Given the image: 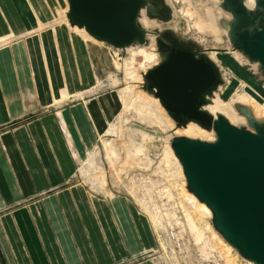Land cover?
I'll return each mask as SVG.
<instances>
[{"label": "rangeland", "instance_id": "1", "mask_svg": "<svg viewBox=\"0 0 264 264\" xmlns=\"http://www.w3.org/2000/svg\"><path fill=\"white\" fill-rule=\"evenodd\" d=\"M20 1L19 20L21 25L25 24L23 22L25 21L29 26H22L19 31L14 32L10 24H12L11 19L15 20V15L5 7V5L10 7L12 1L0 0V27L3 26L0 28V33L4 32V25L9 30L7 33L0 34V54L2 51L7 53L6 57L0 56V61L7 62L11 66V69L7 70V73L11 74L7 76L9 80L6 83L0 78V87L11 85L12 88L20 74H24L22 76H25L28 87L32 79L35 80L36 103L40 106L37 113L29 116V120L32 122L46 115H52L55 118L57 133H62L65 140H68L67 150L75 163L76 174L72 179L73 184L87 187L88 197L100 198V204L108 201L105 200L109 198L104 192V187L102 184L98 185L97 175L100 169L95 166L97 163L101 164L99 165L101 170L108 175L104 186L114 194V197L121 196L130 208L133 220L132 229L142 234L139 221L142 220V224L147 225L145 228L152 236L150 241L152 246H146L145 241L142 240V244L139 242V249L131 253L126 245V255L115 264H231L227 262L226 254H223L226 251L225 245L230 248L229 258L232 262L254 264L242 258L215 230L210 209V214H208L198 209V205L186 198L185 192L192 193L187 189V180L182 166L178 159L174 160L176 156L171 147L173 137L181 136L177 133L181 127L176 126V121L170 117L160 100L157 98L172 122L171 126H168L166 122H161V124L152 122L153 117L144 119L146 116L136 112L133 103L129 104L132 102L130 96L126 97L130 109H126L123 105L121 96L125 90L129 91V88L134 86H128L127 77L133 74H136L135 77L140 74L142 82L130 84L139 85L138 89L156 98L144 88L143 73L149 71L159 61L155 63L154 60H146L139 51V45L133 46L134 49L121 50L105 43L94 42L90 40L94 39L91 36L86 39L78 34V31H74V26L71 25L67 16L68 0ZM189 1L170 0V4L167 2L172 8V18L168 22L150 19L145 10L142 11L143 17L141 18L143 19L140 18V22L149 31L153 27L170 26L175 33L198 42L206 51L218 52L215 63L221 71L224 82L211 98L212 102L206 106L207 108L208 106L214 107L217 102L225 101L238 116L244 117L239 115L235 105L246 104V97L254 93L264 106V76L259 72L258 62L249 61L240 51L231 46L225 33L217 37L214 28L208 26L205 9L209 4L228 15L224 18H231V15L220 7L221 0L217 2L204 0L203 3L201 0ZM194 3L199 4L200 11L194 9ZM17 7L14 9L16 10ZM186 8L191 9L192 12L187 13ZM182 9L184 12L181 11ZM192 14L196 15L198 24L201 23L203 26L200 31L194 27V20L190 19ZM144 19L154 23L148 27ZM220 27L226 32L221 25ZM59 30L64 34H59ZM149 36L151 41L148 42L147 47L152 49L155 46L154 50L159 56L155 36L152 32ZM96 50H104L107 58L102 52L97 53ZM109 51L114 52L115 55L118 52L119 55L116 58L118 65H114L113 56L108 55ZM18 60H21L22 64ZM23 65H25L24 69L20 70V66ZM66 80L69 81L66 82ZM14 87L23 90V86L19 87L16 84ZM39 87L51 94L45 100H51L52 103L46 104L47 106L43 103L44 99L39 94ZM79 106L85 109L89 123L87 125L91 128L86 134L83 133V128L80 129L75 119V111ZM249 107L254 113V107L250 105ZM91 109L94 111V116L91 115ZM258 118L264 119V115H259ZM25 124L27 121L21 120L0 127V135L7 131L12 132L15 128ZM232 124L244 125L242 123ZM138 127L158 138L156 143H147L148 157L151 162L148 168L129 167L125 163L133 139L131 130ZM207 131H212L213 141H215L216 132L213 129ZM190 137L208 140L196 135ZM104 141L113 143L116 147L114 156L119 158L116 165L120 169L118 175L115 173L112 175ZM2 148L4 149L1 145V150ZM111 148L113 149L112 145ZM98 153L100 154L99 160H97ZM114 179L118 182L113 183ZM66 186L70 185L66 184ZM89 188L95 189L94 191L98 190L99 194L90 191ZM49 194L51 193L41 194L33 199L43 201ZM197 201L200 202L198 199ZM99 217L98 214L97 219ZM146 241H149L148 236Z\"/></svg>", "mask_w": 264, "mask_h": 264}, {"label": "water", "instance_id": "2", "mask_svg": "<svg viewBox=\"0 0 264 264\" xmlns=\"http://www.w3.org/2000/svg\"><path fill=\"white\" fill-rule=\"evenodd\" d=\"M68 2L72 26L84 28L95 40L121 50L147 44L148 31L139 21L142 9L148 7L151 16H156L157 10L165 14L171 9L165 0ZM220 7L231 15L219 20L231 46L249 61L258 62L264 76V0H255L253 8L243 5V0L235 6L229 1L221 3ZM202 55L196 60L189 51H172L167 63L143 74L145 83L153 82L146 91L160 100L175 121L173 111L188 118L177 127L194 122L216 132L215 141L175 136L171 147L182 165L187 189L210 209L215 230L244 259L264 264V119L239 103L235 109L246 118L245 126L233 125L221 113L215 117L201 110L223 83L219 67L206 53ZM204 89L207 99L203 100Z\"/></svg>", "mask_w": 264, "mask_h": 264}, {"label": "crops", "instance_id": "3", "mask_svg": "<svg viewBox=\"0 0 264 264\" xmlns=\"http://www.w3.org/2000/svg\"><path fill=\"white\" fill-rule=\"evenodd\" d=\"M11 1L10 7H5L15 15L10 24L15 32L29 25L23 20L25 24L21 25L19 20L21 1ZM14 6H18V13ZM4 27L0 34L9 31ZM59 34L64 33L59 30ZM96 52H102L107 58L104 50ZM6 55L4 51L0 54ZM108 55L111 56L110 51ZM18 62L22 64L21 60ZM0 65V78L6 82L11 66L2 60ZM24 66H20V70ZM22 75L16 84L23 86V90L14 87L16 84L12 88L11 85L0 87V113H3L0 114V127L27 121L12 132L0 135V264H115L126 255V245L131 253L139 249L142 240L146 246H152V236L142 220L139 221L142 234L132 229V214L121 196L105 199L108 201L100 204V198L88 197L87 187L73 184L75 163L67 150L68 140L62 133H57L52 115L29 120L40 105L36 103L35 80L32 79L29 89ZM39 90L44 99L42 102L49 104L51 100L45 99L51 94L40 87ZM93 112L91 109L94 116ZM75 115L80 129L83 128L86 134L91 128L87 125L85 109L77 107ZM94 190L90 189L99 194ZM49 192L51 194L43 201L33 199ZM27 201L29 203H25ZM147 236L149 241H146Z\"/></svg>", "mask_w": 264, "mask_h": 264}, {"label": "bare ground", "instance_id": "4", "mask_svg": "<svg viewBox=\"0 0 264 264\" xmlns=\"http://www.w3.org/2000/svg\"><path fill=\"white\" fill-rule=\"evenodd\" d=\"M170 0H167V2L170 4L169 2ZM183 2L187 1V0H182ZM189 1V0H188ZM211 1H215L217 2V0H211ZM190 2V1H189ZM201 2L203 3L204 0H201ZM254 4V0H249L247 2V5L249 7L252 8V6ZM168 5V4H167ZM170 8L171 6L168 5ZM194 9L196 11H200V8H199V4H195L194 3ZM143 10H146L147 11V15L149 18H152V19H159V18H156V17H152L150 14H148L149 12V9L148 7L142 9ZM172 10V8H171ZM182 12L183 9L181 10ZM186 11L187 13H191L192 10L189 9V8H186ZM205 12L207 14V21H208V26H212L214 28V32H215V35L218 37L220 36V34L222 33H225L227 34L225 31H223L220 27V24H219V20L221 18H224L225 16L228 17V15H226L225 13L221 12L219 9H215L213 6H211L210 4L207 5L206 9H205ZM181 13V12H180ZM141 16V15H140ZM143 17V16H142ZM145 18V17H144ZM172 18V16H171ZM170 18V19H171ZM143 19V18H141ZM191 20H194V27H196L197 30H201L202 29V24L199 23L198 24V21H197V17L195 14H192V18H190ZM147 26L149 27V25H151L152 21H149L147 19H144ZM142 20V22L144 21ZM140 21V20H139ZM163 22H168L167 20L163 21ZM141 23V22H140ZM142 25V24H141ZM143 28H145L143 25H142ZM80 28V27H79ZM77 28L76 26H74V31H78L77 33L82 35L84 38L86 39H89V37L91 35H88L87 32L84 30V29H79ZM146 29V28H145ZM147 30V29H146ZM171 30V29H170ZM148 31V35L151 31L147 30ZM70 36V35H69ZM92 37V36H91ZM93 38V37H92ZM94 42H99L100 44H103V42H100V41H97L95 39H90ZM194 41V40H193ZM196 42V41H195ZM198 43V42H197ZM199 44V43H198ZM138 45V44H136ZM136 45H132L130 47H127L125 48L126 50H129V49H134L133 46H136ZM200 45V44H199ZM148 42L146 45H142V46H138L140 49L139 51L142 53V55L145 57L146 60H154L155 63H157L160 59H159V56L158 54L156 53V51L154 50L155 46H153L152 49H149L148 47ZM157 47V45H156ZM202 47V46H201ZM104 48V47H103ZM102 49V48H101ZM105 50V49H104ZM158 52V50H157ZM96 53V52H95ZM111 53V52H110ZM107 54V53H106ZM217 54L218 52L217 51H207V55L208 57L216 62V58H217ZM111 56L113 58V62H114V65H116L118 63V60L116 58L118 54V52H116V55L115 53H111ZM109 57V56H108ZM50 58V57H49ZM128 60V59H127ZM118 65V64H117ZM25 67V66H24ZM49 67V66H48ZM9 74V73H8ZM144 74V73H143ZM11 75V74H9ZM136 74H133L132 76H129L127 77V80H128V86L130 85H134L132 86L131 88H129L130 92L128 90H125L123 95L121 96L122 97V102H123V105L126 109H130V107H128V99L126 98L127 96H130L131 97V101L129 104H134L135 105V110L136 112L146 116L144 117V119L147 120V117H150V118H154L153 120H151L152 122H156V123H160L161 122H166L168 123V126H171L172 122L169 120L168 116L166 115L165 111L163 110V108L161 107V105L159 104V101L157 98H153V96H150L148 94H146L145 92H143L142 90L138 89L139 85H135V84H130V83H134V82H142V78H141V75L138 74V77H135ZM25 77V76H24ZM53 77V76H52ZM6 79V77H5ZM10 82V81H9ZM224 82V80H223ZM4 83V82H3ZM7 83V82H6ZM223 84V83H222ZM9 87V86H8ZM255 92V90H254ZM216 94V93H215ZM260 94V93H259ZM9 96V95H8ZM27 96V95H26ZM33 96V95H32ZM34 97V96H33ZM21 98V96H20ZM157 99V100H156ZM7 101V99H6ZM28 101V100H26ZM52 103V102H51ZM12 104V103H11ZM239 104H242V103H239ZM7 105V104H6ZM23 105V104H22ZM243 105V104H242ZM244 105H250V106H253L254 109H255V112H254V115L258 118L259 115H264V106H263V103L258 99L257 97V94L254 93L252 94V96H249V97H246V104ZM47 106V105H46ZM9 107V106H8ZM15 107V106H14ZM24 107V106H23ZM210 108V109H209ZM11 109V108H10ZM14 109V108H13ZM133 109V108H132ZM207 110L214 116L217 115V113H221L223 114L228 120L229 122L231 123H242L244 124V126L246 125V119L244 117H241V116H238L236 114V112H234L233 109H231L229 107V104L225 101L223 102H217L216 105L214 107L212 106H208ZM127 111V110H125ZM20 112V111H19ZM240 115V114H239ZM149 118V119H150ZM150 122V121H149ZM157 125V124H156ZM236 126V125H235ZM166 127V126H165ZM122 132V130H121ZM131 133L133 134V139L131 141V144H130V148L128 149V154H127V158H126V161L125 163H127L129 165V167H143V168H148L150 166V159L148 157V148H147V143L150 142V143H156L158 142V138L155 137L154 135L148 133L147 131H145L143 128H133L131 130ZM177 133L181 134V135H184V136H188L190 137L191 135H196V136H199V137H202V138H206L208 140L206 141H213L214 139V135L212 133V131H207L205 130L204 128H202L201 126H198V124L194 123V122H190L186 127H181L178 129ZM124 134V133H123ZM122 136V135H121ZM205 140V139H204ZM105 142V141H104ZM111 145L113 147V149L111 148ZM105 147H106V150H107V159H108V162L110 163V166H111V171H112V175L115 174H119V170L116 165L118 163V159L117 157H115V153H116V147L115 145H113V143H110L108 141L105 142ZM121 152V151H120ZM174 155V154H172ZM121 156V155H120ZM100 158V154L98 153V156H97V160H99ZM178 158L174 157V160L177 161ZM101 164H98L95 166L97 169H100V173L97 175V177L99 178V184L98 185H101L102 184V187H104V192L106 193L107 197L109 199H113L114 197V194L108 190L105 186H104V183L106 181V179L108 178V175L107 173H105L104 170H101L100 166ZM182 166V165H181ZM111 173V172H110ZM105 175V176H104ZM94 179V178H93ZM96 181V180H95ZM118 180L114 179L113 180V183H117ZM95 183V182H94ZM97 183V181H96ZM95 185V184H94ZM189 191V190H188ZM185 192V190H184ZM190 192V191H189ZM185 196L188 200H191L192 202H194L196 205H198V209H202L204 211H206L208 214H210V211H209V208H207V205L205 203H201L197 201L198 198H196V196L192 193H187L185 192ZM187 217L190 219L189 215L187 214ZM191 220V219H190ZM226 241V240H225ZM227 242V241H226ZM202 246V245H201ZM229 246H231L229 244ZM225 248H226V251L223 253V254H226V260L227 262H231V264H237L235 263L234 261L232 262V260L229 258V250L230 248H228L226 245H225ZM205 249V248H204ZM223 250V249H222ZM213 251V250H212ZM223 252V251H222ZM213 255V254H212ZM240 255V254H239ZM241 256V255H240ZM242 257V256H241ZM243 258V257H242ZM246 260V259H245ZM251 262V261H250Z\"/></svg>", "mask_w": 264, "mask_h": 264}, {"label": "flooded vegetation", "instance_id": "5", "mask_svg": "<svg viewBox=\"0 0 264 264\" xmlns=\"http://www.w3.org/2000/svg\"><path fill=\"white\" fill-rule=\"evenodd\" d=\"M231 2L232 5H238L239 4V1L240 0H222L221 3L223 4H226L227 2ZM249 0H243V5H245L246 7L248 8H251L247 5V2ZM166 4L167 1L165 0ZM220 3V4H221ZM169 5V4H168ZM255 5V0H254V4ZM254 6H252L253 8ZM146 14H147V11L145 10ZM157 14L156 16H152V17H156V18H159V19H156V20H159V21H170L171 19V16H172V10L170 9L169 11H167L165 14H161L158 10H157ZM148 14H150V12H148ZM151 15V14H150ZM148 16V15H147ZM142 17V11H141V16L140 18ZM152 19V18H150ZM142 24V23H141ZM151 30V29H150ZM151 32L153 33V35L155 36V42H156V45H157V50L159 52V56H160V60L157 64H155L152 68L149 69L150 70H153L154 68H158L160 66H163L165 63L168 62L169 60V54L172 52V51H179V52H190L194 55V58L196 60H200L201 57L203 56L202 54L206 53L207 54V51L206 49H203L201 47V45H199L197 42L193 41L192 39H187L185 37H183L182 35L180 34H177L175 33L172 29L170 30V26H166L163 27V28H158V27H153ZM227 33V31H226ZM226 38L227 40H229L228 38V35L226 34ZM147 39H148V42H150V36L147 34ZM171 40H175L176 42H179L180 44H183L184 46L183 47H180L178 45H174ZM230 42V41H229ZM199 47L201 49H199ZM189 50H188V49ZM162 56H165L164 59ZM208 57V55H207ZM148 72V71H147ZM153 82H149V83H145L144 85V88L148 90L149 88V85H152ZM156 91H158V89H155ZM202 99H207V90L204 89L203 91V96H202ZM201 99V100H202ZM201 110H207V107L206 105H204L203 107H201ZM172 115L174 116V118L176 119V124H183L185 122L188 121V118L182 114H175V112H171ZM194 120V119H192Z\"/></svg>", "mask_w": 264, "mask_h": 264}]
</instances>
